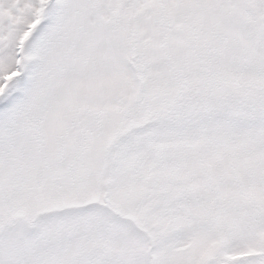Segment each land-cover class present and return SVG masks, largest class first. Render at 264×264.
I'll return each mask as SVG.
<instances>
[{
    "label": "snow or ice",
    "instance_id": "snow-or-ice-1",
    "mask_svg": "<svg viewBox=\"0 0 264 264\" xmlns=\"http://www.w3.org/2000/svg\"><path fill=\"white\" fill-rule=\"evenodd\" d=\"M0 264H264V0H0Z\"/></svg>",
    "mask_w": 264,
    "mask_h": 264
}]
</instances>
